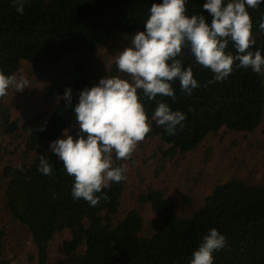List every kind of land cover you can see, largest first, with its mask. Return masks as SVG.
I'll return each mask as SVG.
<instances>
[{"label": "trees", "instance_id": "obj_1", "mask_svg": "<svg viewBox=\"0 0 264 264\" xmlns=\"http://www.w3.org/2000/svg\"><path fill=\"white\" fill-rule=\"evenodd\" d=\"M153 3L162 0H26L21 14L13 0H0V70L5 74H16L23 61L40 67L75 56L72 73L77 77L68 88L77 97L72 96L69 106L60 98L66 90L54 85L48 96L60 100L51 116L35 129H31V122L23 124L28 132L27 151L37 156L28 165L7 166L2 172L8 180L7 213L29 229L37 264H47L55 235L66 229L71 231V239L64 243L65 252L72 255L70 264H191L194 251L213 228L226 238V247L213 254L214 264H264V183L249 185L233 180L218 185L204 207L190 217H181L174 200L151 189L138 197V203H149L156 215L153 235L142 238L138 210L114 220L126 180L110 182L97 194L106 198L91 206L73 198L74 178L54 152L43 151L66 129L72 128L70 134L79 138L74 107L84 89L98 85L89 77L88 68L99 47L116 36L132 37L145 31ZM204 3L206 0H187V14H202L211 24L212 17L203 10ZM247 10L257 40L253 50L261 49L264 54V31L259 29V22H264V3ZM226 51L236 54L231 43ZM178 59L185 69L193 68L199 87L188 94L177 80L173 83L175 100L157 97L173 111L185 114L183 127H177L176 135H169L151 120L157 102L138 90L152 126L146 138L160 137L169 146L166 157L196 149L209 134L223 128L252 133L262 124L264 75L239 68L236 62L225 80L215 81L214 73L199 65L189 48L185 47ZM41 155L53 168L50 176L39 171ZM113 165L122 166L116 157ZM187 203L191 204L190 196ZM3 237L0 232V248ZM83 247L85 250L79 252Z\"/></svg>", "mask_w": 264, "mask_h": 264}, {"label": "clouds", "instance_id": "obj_2", "mask_svg": "<svg viewBox=\"0 0 264 264\" xmlns=\"http://www.w3.org/2000/svg\"><path fill=\"white\" fill-rule=\"evenodd\" d=\"M26 0H13L16 11L23 14ZM264 0H206L203 10L212 17L211 24L202 14L189 16L187 0H162L153 3L145 22V31L131 37V46L116 55L115 63L121 74L102 78L97 86L84 89L74 107L75 122L79 125V138L68 130L65 138L50 144V149L63 162L67 174L74 178L73 198L96 206L101 193L110 182L127 179L126 166H114L112 154L119 160H130L139 144L152 131L145 105L138 94L157 107L151 116L169 135L183 127L185 114L173 111L157 97L176 99L173 89L180 82L183 92L191 94L199 87L193 68L182 65V50L187 47L196 62L214 73L215 81L225 80L234 70L250 68L264 75V54L253 50L257 40L253 20L247 10L256 9ZM264 31V22H259ZM229 43L236 54L226 51ZM213 81H209L211 83ZM29 87L28 79L0 70V98L9 90L22 92ZM63 99L71 106L72 90L66 89ZM39 171L51 175L53 168L48 158L40 156ZM226 247V238L217 229H211L193 253L191 264H214V252Z\"/></svg>", "mask_w": 264, "mask_h": 264}, {"label": "rangeland", "instance_id": "obj_3", "mask_svg": "<svg viewBox=\"0 0 264 264\" xmlns=\"http://www.w3.org/2000/svg\"><path fill=\"white\" fill-rule=\"evenodd\" d=\"M131 46V37L116 36L99 47L90 64L89 77L99 84L102 78L121 74L115 63L116 55ZM75 56H67L50 66H34L23 61L16 75L25 76L29 87L22 92L10 89L0 100V232L3 244L0 248V264H37V250L29 229L15 221L6 210L8 180L2 172L7 166L30 164L37 156L28 152V132L23 124L31 122V129L44 123L53 113L60 99L48 96L54 86L64 90L76 79L72 73ZM64 94L60 97L63 98ZM77 97V93L72 92ZM72 128L68 129L70 133ZM60 138H65L63 135ZM169 146L160 137L145 138L130 160H119L127 167V179L121 197V206L115 221L123 219L131 210H138L142 217L140 236L150 238L156 219L149 203L139 204L138 197L149 190L161 191L165 197L177 204L181 217H190L200 211L208 196L222 184L233 180L249 185L264 183V120L252 133L221 129L209 134L194 150L166 157ZM50 152V147H43ZM116 157L112 154V160ZM191 204H188V197ZM71 239V231L64 230L55 235L49 250L47 264H70L72 255L64 250V243ZM85 248L79 250L83 252Z\"/></svg>", "mask_w": 264, "mask_h": 264}]
</instances>
